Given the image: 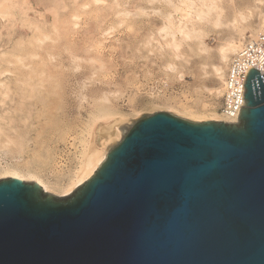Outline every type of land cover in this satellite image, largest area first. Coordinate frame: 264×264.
Returning a JSON list of instances; mask_svg holds the SVG:
<instances>
[{
    "label": "bare ground",
    "instance_id": "bare-ground-1",
    "mask_svg": "<svg viewBox=\"0 0 264 264\" xmlns=\"http://www.w3.org/2000/svg\"><path fill=\"white\" fill-rule=\"evenodd\" d=\"M153 12L157 27L145 31ZM122 31L138 42L127 45L131 53L168 54L163 81L125 72L117 79L102 38L111 43ZM188 53L197 67L186 81ZM236 63L264 73V0H0V176L65 195L94 174L120 125L141 110L236 122L237 113L224 110L240 84L230 77ZM70 76L81 88L72 119L63 114ZM59 140L64 154L56 151Z\"/></svg>",
    "mask_w": 264,
    "mask_h": 264
},
{
    "label": "water",
    "instance_id": "water-1",
    "mask_svg": "<svg viewBox=\"0 0 264 264\" xmlns=\"http://www.w3.org/2000/svg\"><path fill=\"white\" fill-rule=\"evenodd\" d=\"M243 86L236 122L140 114L71 193L0 178V264H264V73Z\"/></svg>",
    "mask_w": 264,
    "mask_h": 264
},
{
    "label": "rangeland",
    "instance_id": "rangeland-1",
    "mask_svg": "<svg viewBox=\"0 0 264 264\" xmlns=\"http://www.w3.org/2000/svg\"><path fill=\"white\" fill-rule=\"evenodd\" d=\"M141 1H143V0H141ZM138 2H140V1H138ZM156 16H157V14L155 12L151 13L148 16V21H145V23L148 22L149 24L147 23L146 27L144 26L145 31L146 30L152 31L157 27L158 23H156L157 22ZM91 22L92 21H89V24H91ZM151 24H153V25H151ZM148 25H149V27H148ZM214 36H216V35H214V33H212L207 37V39L210 43L214 42ZM131 37L133 38V36H131L129 34V32L123 33V31H122V32H118L114 36V38H112L111 43H110L111 40H106V39L102 38V40H103L102 45L104 46L103 50H105L104 57L106 56L105 58L107 60L109 59L112 61V64L109 67L112 68L113 70H116L115 73H116L117 79L120 80L122 77H124V72H125L126 74H128L127 77L131 80L134 78V75H135L137 77L139 76L140 80H142V82H144L145 77L151 78L149 80L150 82L153 81L155 83L156 82L159 83L160 81H163L162 79L165 77V74H164L162 67H164V62H165V59L168 56V54L166 52H164V54H161L163 56V59H161L160 55L156 51H153V52L152 51H146L147 49H144V47H141V49L138 51V53H140V54H138L136 52L133 54L134 51L131 53L132 49L130 50L129 49L130 47L127 48V45L129 44V46L130 45L136 46V44L138 42L137 41L133 42V39ZM139 44H138V46H141V44L140 45ZM109 56H110V58H109ZM195 58H196L195 55L188 53V54H186V58H184V61L181 64V67H183V69L185 71L184 79L186 81L190 80L191 75H190L189 71H193L197 67V63L194 62ZM113 63H114L115 68L113 67ZM81 70L84 72L88 71L87 68H82ZM80 76L81 75H79V77ZM71 77L72 76H70V78ZM71 79H74V80L71 81V83L69 85L70 87H67V97H66V100H67L66 105L67 106L64 105L63 114L64 113L67 114V115L64 114V116L72 119V117L75 115V113L78 112L76 109L78 107V93L80 92L81 88L77 87L78 83L76 81L78 78L72 77ZM96 80H94V81H96ZM173 80H174L173 84H172L173 88H171V89L176 90V89H178V86H177L176 80L175 79H173ZM94 84L97 85L98 87L108 86V84H106V83L102 84L99 81L95 82ZM110 86H113V85H110ZM154 89H155V91L160 90L161 86L160 87L155 86ZM139 93L144 94L145 92L141 89V91ZM118 101L123 106L125 105L124 99L122 100V98H120V99H118ZM75 105H76V108H75ZM158 110H164V109L141 110L139 112H141V114L144 112L153 113V112L158 111ZM81 112H82V114H85L84 109H82ZM177 115H179V114H177ZM135 118L129 117L128 120H126L125 122H123L120 125L121 135L117 141L121 140V138L126 134V132L129 130V128L134 123ZM57 142L54 143V144H57V148H56L57 153L58 154H64L65 152H67V150H66L67 148H65L67 146H65V144L62 142V140L61 141L59 140ZM63 149H64V151H63ZM71 151H73V149H71ZM107 152H108V150H107ZM3 177H7V176H0V178H3ZM25 180H28V179H25Z\"/></svg>",
    "mask_w": 264,
    "mask_h": 264
},
{
    "label": "built area",
    "instance_id": "built-area-1",
    "mask_svg": "<svg viewBox=\"0 0 264 264\" xmlns=\"http://www.w3.org/2000/svg\"><path fill=\"white\" fill-rule=\"evenodd\" d=\"M235 65H236V68H235ZM235 65L233 66V69L231 71L230 77L234 78V76L237 75L239 80H240V84L235 83L234 88H236L237 85H239L238 88H236L233 91V93H235V95H233L235 97V99H233V97H231L229 102H226L224 104V110H228L229 113H231L230 115H234V112H236L237 116H238L239 107L243 106V96H242L243 95V91H244L243 83H244V78H245L246 72L240 68V64L239 63H236Z\"/></svg>",
    "mask_w": 264,
    "mask_h": 264
},
{
    "label": "snow or ice",
    "instance_id": "snow-or-ice-1",
    "mask_svg": "<svg viewBox=\"0 0 264 264\" xmlns=\"http://www.w3.org/2000/svg\"><path fill=\"white\" fill-rule=\"evenodd\" d=\"M55 203H63V202H49L50 205Z\"/></svg>",
    "mask_w": 264,
    "mask_h": 264
}]
</instances>
